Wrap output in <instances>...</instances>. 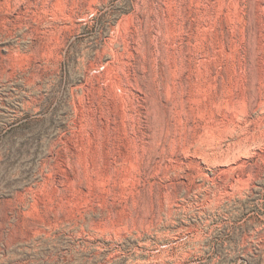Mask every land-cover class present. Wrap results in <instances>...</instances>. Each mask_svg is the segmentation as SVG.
Returning <instances> with one entry per match:
<instances>
[{"label": "rangeland", "instance_id": "obj_1", "mask_svg": "<svg viewBox=\"0 0 264 264\" xmlns=\"http://www.w3.org/2000/svg\"><path fill=\"white\" fill-rule=\"evenodd\" d=\"M0 264H264V0H0Z\"/></svg>", "mask_w": 264, "mask_h": 264}, {"label": "bare ground", "instance_id": "obj_2", "mask_svg": "<svg viewBox=\"0 0 264 264\" xmlns=\"http://www.w3.org/2000/svg\"><path fill=\"white\" fill-rule=\"evenodd\" d=\"M115 159V158H114Z\"/></svg>", "mask_w": 264, "mask_h": 264}]
</instances>
